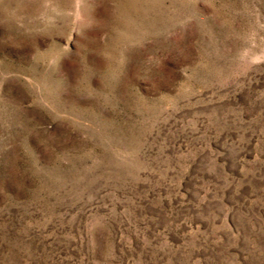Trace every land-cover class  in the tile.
Here are the masks:
<instances>
[{
	"label": "rangeland",
	"instance_id": "obj_1",
	"mask_svg": "<svg viewBox=\"0 0 264 264\" xmlns=\"http://www.w3.org/2000/svg\"><path fill=\"white\" fill-rule=\"evenodd\" d=\"M0 264H264V0H0Z\"/></svg>",
	"mask_w": 264,
	"mask_h": 264
}]
</instances>
